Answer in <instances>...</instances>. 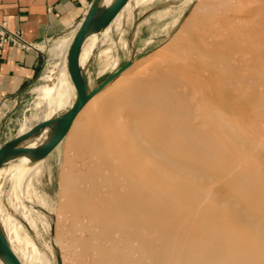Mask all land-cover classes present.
<instances>
[{"label": "rangeland", "instance_id": "1", "mask_svg": "<svg viewBox=\"0 0 264 264\" xmlns=\"http://www.w3.org/2000/svg\"><path fill=\"white\" fill-rule=\"evenodd\" d=\"M206 1L210 0H144L140 3L136 2V5L139 6H134V9L131 7L122 13L121 26L118 27L114 24L110 28L106 29L104 27L94 32L90 40L95 41L96 47L89 58L88 56L85 57L84 68H86L88 89H91L98 86L109 75L115 73L127 61L131 60L132 63L142 62V66L140 65L141 69L139 67L129 68L122 72L124 73V81L102 103L103 114L107 113V119L109 118L108 113H111L109 115L112 118L108 119L110 122L106 119L109 126L111 122H115L114 118L119 122L123 118L130 121L131 116L132 118L137 116V105L135 106L133 103L136 99L139 100L140 97L138 98V96L142 98L146 90H151L153 87L164 89L169 94L168 97L171 98L169 104L164 107L165 109L163 108L158 114L162 123H166L170 119L169 116L172 117L169 113L171 108L177 110L181 107H186L188 104H192L194 107L197 104L198 108L200 107L198 110H202V114L204 113L201 121L203 124L199 123L197 125L199 126L198 128L202 131L212 130L216 139L214 153L208 156L203 155L199 161L202 169L201 174L206 173L205 175L207 176L202 178L201 174L193 176L179 173H174V176H172L173 173H170L171 176L169 175V177L176 176L177 178L171 179L168 177L169 182L167 181L165 186H168L167 188L171 189V191L162 189L157 194L155 193L154 203L152 204L154 212L152 215L150 214L148 217L147 214H144L146 213L145 210V212L138 215L113 217L110 207L107 206L110 197L113 195L106 194L105 196L100 193L104 191L102 187H100V192L95 194V191H92L91 188L92 184L88 181L87 175H85L87 173L85 169H88L87 167H89L91 162L90 165L102 163L104 166L105 164L103 160L99 161L97 156L89 157L90 153L87 151L89 148L88 144H90L88 128L95 111L85 109L76 116L74 127L68 131L57 148L52 152L51 158L49 160L44 159L34 176L35 187L31 186L29 191H25V189L29 188L28 182L21 179V177L20 179L16 177L17 171L14 166L19 160L18 157L14 158L9 164L2 166L0 170V229H2L6 237H13L12 234L15 233V230H19L18 239L16 237L13 238H15L14 245L23 264H121L113 262L112 258L122 254L127 256L131 264H149L153 257L160 254L159 238L161 239L164 233H168L172 229L183 233L188 230V227H195L197 233L201 235H205L209 229L229 235L226 237L242 236L243 238V236L247 235V231L242 230L246 221L249 222L247 219L229 221L221 217L233 211L231 206L225 203L218 205L219 211L223 212L219 217L218 213L212 214L210 207L206 208L208 205L204 204L207 203L205 198H202L205 200L200 202V204L198 201H200V188L201 186L207 187L208 184H205L207 181V183L210 181L209 186L215 187V195H217L216 191L218 193L221 191L220 194L224 198L229 195H236L244 196V200L247 197L249 200L256 195H264V186L259 185L264 184V39H261L260 43H258L255 39L256 35L253 33L254 30L252 32L251 30H246L242 37H244V34L248 36L247 32L249 31V34L251 33V41L254 42L255 40V42H251L250 45L246 43L249 48L243 45L242 48L244 49L241 52L239 51L237 57L223 53L221 55L222 59H212L211 57L193 59L194 52L189 47L188 39L195 33V28L198 25H203L200 19L204 10L203 4ZM249 1H251L249 4L252 5L246 4L247 10L242 13L245 17L242 15L241 21H243V18L252 19L248 21L244 19V22H250L254 29H259V34L255 31L259 35H257L259 39L262 37L261 33H264V30L261 31V29H264V1L255 0L254 3L256 4L252 3L254 0ZM253 6L256 7L253 8ZM254 10H257L256 14H253L255 13ZM258 11L260 16H258ZM256 16L263 23L262 25L261 23H254L255 20L259 22ZM254 17L255 20L253 21ZM253 23L258 25V27L254 26ZM73 33L72 29L67 30L63 34L41 44L40 47L46 53V63L43 71L39 79L27 91L18 114L7 119L4 123L0 131V141L20 133L24 128L27 130L31 129L36 123L47 120V118H54L60 112L69 108L72 102L71 93L64 90L61 86L57 88L59 99L48 98V96L36 97L34 88L45 82L50 83L48 86H55V84L57 85L61 82L58 78V71L53 69L55 64L61 61L62 58L53 55L50 47L56 40L70 36ZM247 36L244 38H247ZM251 47L254 48L255 53L251 50ZM157 49L159 50L156 55L148 59L147 55ZM251 51L259 59H256L255 56L252 57L253 53ZM261 55L263 56L262 58ZM107 56L114 60L111 61V65L110 63L108 64L105 74L98 75V70L101 66L100 59H104ZM115 59L118 62H115ZM155 67L161 68L160 71L162 73L160 72L157 75L155 73L157 68ZM244 72L246 75H244ZM188 80H190L189 83L187 82ZM205 80L212 84L204 88L194 86L195 89L191 86H184L185 82L190 84L196 81V83L207 84ZM176 82L183 84L179 85ZM215 82L217 85H215ZM216 87H218V90ZM107 88L108 85L104 89ZM177 90H179V93ZM183 91H185V95ZM52 92L54 94L56 90ZM158 92H163V90ZM186 93L188 94L187 96ZM180 95L184 96L181 98ZM202 97L213 99V102L208 99L205 102ZM51 102L54 105L59 104L58 107H50ZM207 107H210V109L208 110ZM209 111H211V117L205 116ZM126 120L125 122H127ZM93 121L97 122V119ZM101 124L103 123L101 122ZM122 124L118 123V126ZM124 124L128 125L129 122ZM111 126H114V124ZM226 138L228 141H226ZM232 139L234 140L232 141ZM101 142L98 143L103 144ZM98 143L97 145L99 146ZM102 147L100 145V148ZM104 154L98 157L103 158ZM108 156L107 154L103 159L105 160ZM88 158L93 159L88 161ZM210 176L211 180H208ZM84 177H86L88 183ZM111 179L108 177L106 181L111 182ZM244 180L248 181V183L257 184V188L248 187ZM175 181L178 183L177 185ZM172 182L173 188L170 187L173 186L171 185ZM183 182L192 183L193 189L181 188L180 184ZM107 185L105 184V186ZM172 193L175 194L173 195ZM197 193H199L198 197L195 196ZM210 193L212 198L210 195L209 197L213 199L214 193ZM170 194L173 196H170ZM180 194L187 199H183ZM163 198L164 200H162ZM194 198L197 199L194 200ZM220 198L222 197L220 196ZM176 199L180 202L184 201L183 203L186 205H179V201L177 202ZM211 199L209 200L211 201ZM192 200L196 201V204ZM162 202L166 204V209L169 211L166 216L163 215L161 210ZM249 202L253 208L259 209V212L263 211H261L260 220L264 222V204H256L250 200ZM35 204L37 205L36 207L34 206ZM197 206L201 208V210H198L199 212L195 211L198 208ZM86 208L92 211V215L87 213ZM97 209L102 212L96 213ZM177 209L179 213H177ZM182 209H184L183 218L185 219L173 217L176 214L180 216ZM188 219L192 221V224H190ZM152 223L156 224L155 229L152 227ZM202 224L207 225V228L200 227ZM80 225L82 226L79 227ZM96 225H99V227ZM83 226L86 227V230L89 228L88 230L92 233L86 231ZM80 228L83 230H80ZM73 232L74 240L72 239ZM80 232H82L81 236ZM114 234L116 235L115 237H113ZM96 241L98 244L95 243ZM105 243L107 245L104 246ZM128 243L139 245L140 250L138 252L136 250L133 251L128 246ZM88 247L100 250V261H93L94 258L91 259L90 254L88 255L89 257L86 255L88 253L85 250ZM81 252L86 254L82 255ZM132 254L136 257H133ZM132 257L133 260L135 259L134 261L131 259ZM83 258L87 261L85 259L82 260ZM147 260L149 261L147 262Z\"/></svg>", "mask_w": 264, "mask_h": 264}, {"label": "bare ground", "instance_id": "2", "mask_svg": "<svg viewBox=\"0 0 264 264\" xmlns=\"http://www.w3.org/2000/svg\"><path fill=\"white\" fill-rule=\"evenodd\" d=\"M254 2H255V0L252 3H254ZM249 3H251V1H249V0H210V1L204 2V4H203L204 10H203V14H202L201 19H200V21L202 22L203 25H198V27L195 28L196 29L195 33L192 35V37H190L188 39V42L190 44L189 47L194 52L193 53V59H207V57H211L212 59H222L221 55L223 53H226V54L228 53L232 57H234V56L237 57L239 51L241 52L244 49V48H242L243 45L247 46L249 48L250 43L253 42V41H251L252 40L250 37L251 33L249 34V31L247 32L249 39H248L247 34L243 35L244 37L247 36V38L242 37V34L246 30H251V32L254 30L253 33L256 35L255 39L258 41V43H260L261 39H264V37H263L264 33L262 34L260 32L262 37H260L258 39L259 29H254V27L252 26V23L247 22L248 20H252V19L246 18L247 21L244 22L246 19L243 18V21H241L242 15H243L242 13H243V11L247 10L246 4H249ZM254 4H256V3H254ZM249 5H252V4H249ZM263 6H261V7H263ZM254 7H256V6H253V8ZM256 9L258 10V8H256ZM251 11H253V10H251ZM256 11L253 14H256ZM257 13H258V16H260L259 11ZM256 18H257V16H256ZM254 20H255V17L253 18V21ZM257 20H259V18H257ZM261 21H262V19H261ZM254 23L258 24L261 22H260V20H259V22H257L255 20ZM263 23H261V25ZM254 26L258 27V25H255V24H254ZM263 26H264V24H263ZM109 27H110V25L106 26V29ZM78 29H79V27L76 29V31L72 35L56 40L53 43V45L50 47V50H51L53 55L60 56L62 58L61 61H59L55 64V67L53 69L55 71H58V73H59L58 78L60 79L61 82L57 85L55 84V86H48V85H50V83H46V82L37 86L35 88V91H36L38 97L48 96V98H53V97L58 98L59 93L57 91V88H58V86H61L64 90L71 93L72 101H73L72 104L75 103V101L77 99V89H76L75 84L71 78L68 64H69V56H70V47H71L72 41H73ZM263 30L264 29H261V31H263ZM255 31H257L258 34H256ZM94 32L95 31L88 30V32L86 33V35L83 39V42H82L81 48H80L79 63H80L81 71H82V74L84 77H86V68H84V59L86 56H88V58H89V56H91L93 54L94 48L96 47L95 41L90 40L91 36L94 34ZM240 37H242V38H240ZM245 40H247V42H245ZM254 42H255V40H254ZM246 43H249V45ZM222 45H223V47H222ZM224 45H225V47H224ZM159 49L151 51L147 55L148 59L153 57L154 55H156V52ZM251 50L254 51V48L251 47ZM245 52L247 53V51H245ZM254 53H255V51H254ZM254 53H253L252 57L255 56V58H256V55ZM240 56H242V55H240ZM109 57L110 56H107L104 59H100L101 60V66L98 70V75H103L107 72L108 64L110 63V65H111V61L114 60V59H110ZM262 57L263 56L261 55V58ZM241 59H244V58H241ZM256 59H259V57ZM115 62H118V60L115 59ZM250 62H252V61H250ZM241 63H243V62H241ZM141 64H142V62L131 63V65H129L127 69L138 68V67L141 69V67H140ZM157 67H155V68H157ZM257 67H259V66H257ZM127 69H125V70H127ZM160 70H161V68H157L155 73L157 75H159L161 72ZM251 70H252V68H251ZM207 73H208V71H207ZM198 75H200V74H198ZM209 75H211V74H209ZM244 75H246L245 72H244ZM195 80H197V79H195ZM122 81H124V73L116 76L108 84L107 89H102L101 91L96 93L78 113V115H79L85 109H91V110L95 111L93 113V116L91 119L92 121H91L89 128H88L89 129L88 134L90 137V140H89L90 144H88L89 148L87 151L90 153L89 154L90 158L97 156L99 161L103 160L105 162L104 166L102 165V163H96L97 161L95 162L96 164H93V165H90L92 162L91 163L89 162L90 163L89 167L86 166L88 169H85V170H87V173L85 175H87L86 177H87V179H89L88 181H90V183L92 184L91 188H92V191H95V194L99 193L101 190L100 187H102V188H104V191H102L100 193L104 194L105 196H106V194H110V195L112 194L113 195L110 197L109 204L107 205L108 207H110V210H111L110 212L113 215V217L119 218L120 216H124V215H127V216L138 215L140 213L145 212V210H146V213H144V214H147V216L149 217L150 214L152 215L154 212V207L152 206V204L154 203L155 193L157 194V192L162 190V189H167L166 191H171V189L167 188L168 186L167 187L165 186L167 181L169 182L168 179L171 178V177H169L170 173H173L172 176H174V173H176V174L177 173L188 174V175H193V176L201 174L202 169L200 168L199 161L203 155L208 156V155L214 153L213 151L215 149L216 139H215V134L213 133L212 130L202 131L201 129L198 128L199 126H197V125L199 123H201V121L203 120V116H204L203 114L204 113L202 114V112H201L202 110L201 111L198 110L200 107L198 108L197 104H196L197 107H196V105L194 107L192 104H188L186 107H181L177 110L174 108H171L169 113H170V115H172V117L169 116L170 119L166 123H162L160 121V117L158 116V114L163 110L164 107H166V105L169 104L171 98L168 97L169 94H167V92L164 91V89H160L159 87L158 88L153 87V89H151V90H146V92L143 94L142 98H141V96H138V98L140 97L139 100L136 99V101L133 103L135 106L137 105V113H138L137 116H135L133 118L131 116L130 117L131 120L129 119L130 121H127L126 119L123 118V120H122L123 122L122 121L117 122L118 120L117 119L115 120V118H114V121L116 123L111 122L110 126L107 125V123H108V122H106L107 113L103 114L102 103L106 99H108V97L110 96L112 91L114 92L116 90V88L118 87V85H120V83H122ZM189 81L190 80H188L187 82L189 83ZM205 81H207V80H205ZM210 81L213 82L211 79H210ZM187 82H185L184 86L185 87L191 86L192 88H194V86H196L198 88H204V87L210 86L212 84L211 82H208V81H207V84H200L201 82L196 83L197 81L191 82L190 84H188ZM176 84L180 85L183 83L176 82ZM215 85H217V83ZM237 86H239V84H237ZM216 89L218 90V87H216ZM55 90H56V92L53 94L52 91H55ZM159 90H163V92H158ZM177 91L179 93V90H177ZM185 91H183V94L185 93ZM213 91H214V89H213ZM202 93H204V92H202ZM217 94H219V93H217ZM61 95H63V94H61ZM187 95L188 94L186 93V96ZM183 96H181V98ZM190 97H192V96L190 95ZM199 97H200V94H199ZM178 98H180V97H178ZM202 98H204L205 102H207V99L210 100V102H213V99H210L207 97H202ZM173 100H174V98H173ZM205 102H203V104L206 105ZM49 103H50V100H49ZM58 105L59 104L54 105V103L51 102V104L49 106L50 107H56V106L58 107ZM235 105H237V104H235ZM210 107L209 108L207 107L208 110L210 109ZM210 112L211 111H209L207 113V115H205V116L211 117ZM109 113H108V117H109L108 119L110 120V118H112V117H111V115H109ZM126 116H124V117L126 118ZM48 119H54V118H48ZM96 119H97L98 123L93 121ZM111 120H113V119H111ZM125 120L127 122H129L128 125L124 124V123H127V122H125ZM52 121L53 122L49 126L45 127L43 130H41L40 132H37L33 135V137L37 141H40L35 146L43 145L44 143H46L48 140L51 139V137L53 136L54 128L56 127V121H54V120H52ZM75 121H76V119L74 120L70 130L74 127ZM101 122L103 124H101ZM118 123H123V124L118 126ZM113 124H114V126H111ZM201 124H203V122ZM208 125H210V124H208ZM204 126H205V124H204ZM28 140H31V137L25 139L24 141H28ZM233 140L234 139H232V141ZM100 141H102L103 144H99L98 142H100ZM226 141H228L227 138H226ZM97 143L99 144V146L97 145ZM28 144H29L28 142L23 143L24 146H28ZM100 145L103 146L102 148H104V149L100 148ZM103 154H104V157L107 156V154L109 155L108 158L106 157L107 159L105 158L106 161L103 159L104 157L103 158L98 157V156L103 155ZM90 158H88L87 160L89 161ZM18 159H19V165L16 166L15 169H17L16 170L17 174L21 176L22 174L25 173V171H26L25 168L31 166V161L27 158L26 155L23 156L22 158H18ZM92 159H90V160H92ZM82 169H83V167H82ZM205 174H201L203 176L202 178L207 176ZM86 177H84V179L88 183V181L86 180ZM108 177L110 179L112 178L111 182L106 181ZM175 177H172V178H175ZM210 178H211V176L209 177L208 180H211ZM205 180H206V178H205ZM85 181H84V183H85ZM170 181H172V180H170ZM207 182L205 183V184H208L207 187L201 186V188H200V191H199V193H200L199 200L200 201H198L199 204H200V202H202L206 199L207 203H204L205 205L206 204L208 205V207H206V208L210 207L209 209H211L212 214L218 213L219 217L222 215L223 212L219 211L220 209L217 208L218 205L225 203L226 205L231 206L233 208V211L231 213H228V214L226 213L225 215H222L221 217H223L224 219H227L229 221L230 220H244V219L246 220L247 219L249 222L246 221V224L243 223L244 226L242 227L243 231H245V230L247 231V235L243 236V238H242V236L226 237L229 235H225V234H222V232H220V231H215V230H210V229L207 231V233L205 235L204 234L201 235V234L197 233V229L195 227L194 228L188 227V230H186L183 233H179L176 230L172 229V230H170V232L164 233L162 235L161 239L158 237L160 240V245H159L160 246V254H159V256H156V257L152 256L153 258L151 259V263H149V264H264V222L260 220L261 214L263 211L261 210L262 212L261 211L259 212V209L253 208L249 202V200H250L253 203L263 205L264 204V195L263 196L256 195L255 197H252L249 200L247 197H245V200H244V196L241 197V196H236V195H229V196L225 197V198H227V199H225L224 196H222V194H220L221 191L219 193H218V191H216L217 195H215V193H214L215 187L213 188V186L212 187L209 186L210 181H209V183H207ZM244 182H246L247 186L251 187V188H257V186H258L257 184H252L251 182L248 183V181H245V180H244ZM170 183H168V184L170 185ZM105 184H108V185L105 186ZM177 184L178 183L176 182V185ZM171 185H173V182ZM259 185L264 186V184H259ZM180 186H181V188L183 187V188H190V189H193V187H194L193 184L190 182H183L180 184ZM164 187H166V188H164ZM170 187L173 188L174 185L170 186ZM176 187L178 188V186H176ZM216 189H218V188H216ZM173 190L175 191V189H173ZM210 192L214 193V194L212 193L214 195L213 199H211L212 195H210L211 194ZM178 193H180V192H178ZM187 193H189V192H187ZM199 193H197L195 196L198 197ZM173 195L170 194V196H173ZM209 195L211 196V198L209 197ZM160 196L162 197V195H160ZM180 196H182V195L180 194ZM193 196H194V194H193ZM220 196L224 199L220 198ZM191 197H192V195H191ZM185 198L183 197V199H185ZM202 198H205V199H202ZM195 199H197V198H194V200ZM209 199H211V201ZM162 200H164V198ZM188 200H190V199H188ZM194 200H192V201L195 203L196 201H194ZM176 201H177V199H176ZM183 202L179 201L178 203H179V205H186ZM190 202H191V200H190ZM198 202H197V204H198ZM180 203H183V204H180ZM162 204L164 207L161 206V210H162L163 215L166 216L167 214H169V211H168V209H166V204L164 202H162ZM149 206H150V209H149ZM199 209L201 210V208H199V207L196 210L194 208V210L197 212H199L198 211ZM203 209H204V207H203ZM209 209H207V210H209ZM85 210L87 211V213H89V215H92V211H90L88 208H86ZM177 211L176 212L179 213L178 209H177ZM183 211H184V209H182V213L180 214V216L178 214H176L173 217L182 219L183 218ZM95 212L99 213L102 211L100 209H97ZM83 216H84V214H83ZM188 216H187V218H188ZM196 216H197V214H196ZM196 216H195V218H196ZM84 217H86V216H84ZM87 217L89 218L88 215H87ZM183 219H185V218H183ZM192 219H193V216H192ZM188 221H190V220L188 219ZM194 221H195V219H194ZM191 222L192 221H190V224H192ZM78 225H79V222H78ZM99 225L98 226L96 225V226L99 227ZM81 226L82 225H80L79 227H81ZM155 226H156V224L154 225L152 223V227L154 229H155ZM206 226L207 225H203V224L200 225V227H203V228H207ZM83 227L86 230V227L85 226H83ZM130 227H131V225H130ZM92 228H94V227H92ZM159 228H161V227H159ZM81 229L82 228H80V230ZM88 229L89 228H87L86 231H88L89 233H92ZM182 229H184V228L182 227ZM81 233L82 232H80V236H81ZM115 233H117V232H115ZM12 235H13V237H16V239H18L19 230L18 231L15 230V233ZM94 235H96V234H94ZM115 236L116 235L114 234L113 237H115ZM149 236H150V234H149ZM11 237L7 236L8 241L10 243V246L12 247L13 251L15 252V254L20 259L19 255H18V251L14 245V239L15 238L12 237L13 238L12 239ZM74 237L75 236H74V232H73L72 239ZM106 240H108V239H106ZM97 241L95 243H97ZM114 241H115V239H114ZM154 241H155V239H154ZM103 242H104V240H103ZM106 243L104 244V246L108 244V243L107 244ZM134 244L128 243V246L133 251L136 250L138 252L140 250V246L136 245V244L134 245ZM99 247L101 248V246H99ZM85 251H87L86 253H88V254H86V253H83V254H86L87 256L90 254V256H91L90 258L91 259L94 258L93 261H97V260L100 261V250L99 249L95 250V248L91 249V247H88V248H86ZM132 253L134 254V252H132ZM81 254H82V252H81ZM128 254H130V253L128 252ZM82 255H80V256H82ZM133 257H136V256L133 255ZM133 257L131 258L132 260H133ZM85 258H83L82 260H84ZM112 260H113V262L115 261V263L119 262L121 264H131V261L127 258V256L125 254L118 255V256L112 258ZM20 261H21V259H20ZM85 261H87V260L85 259ZM148 261L149 260H147V262ZM21 263H22V261H21ZM0 264H8L5 261L4 257L1 255V253H0Z\"/></svg>", "mask_w": 264, "mask_h": 264}, {"label": "crops", "instance_id": "3", "mask_svg": "<svg viewBox=\"0 0 264 264\" xmlns=\"http://www.w3.org/2000/svg\"><path fill=\"white\" fill-rule=\"evenodd\" d=\"M97 1L99 0H0V20L4 21L11 30L22 31L24 37L34 45L30 49H23L12 44L0 47V131L7 119L18 114L27 91L39 79L43 71L46 53L40 47L41 44L67 30L72 29L75 32L80 27L91 5ZM112 1L100 0V5L105 6ZM141 1L144 0H129L109 25L111 27L114 24L118 27L121 26L122 13L131 7L134 9L139 6L136 5V2L140 3ZM35 88L34 93L38 97ZM66 110L60 112L59 115ZM28 130L24 128L20 133L0 141V147L18 134ZM25 142L29 143L28 146H35L40 141L31 136V140L22 141L20 145ZM57 146L45 157L39 158L35 152H24L18 156L10 157L2 166L9 164L16 157L22 158L26 155L31 161V166L26 167L25 173L21 176L16 174V177L18 179L21 177L28 182L29 188L25 191H29L31 186L35 187L34 176L44 159L49 160ZM18 165L19 160H17L16 166Z\"/></svg>", "mask_w": 264, "mask_h": 264}, {"label": "water", "instance_id": "4", "mask_svg": "<svg viewBox=\"0 0 264 264\" xmlns=\"http://www.w3.org/2000/svg\"><path fill=\"white\" fill-rule=\"evenodd\" d=\"M129 0H113L111 3L101 6L100 0L94 2L83 19L70 47L69 71L71 78L77 89V99L64 113L54 119H47L36 123L30 130L18 134L15 138L7 141L0 147V167L13 156H18L24 152H35L39 158L49 154L66 136L70 130L76 116L86 103L99 91L104 89L116 76L121 74L131 65L129 60L121 66L115 73L105 78L98 86L88 89L87 79L83 76L80 63L79 53L83 39L88 30L96 31L108 26ZM56 121L53 136L50 140L40 146H23L22 141L40 132ZM0 253L8 264H22L18 256L13 251L8 238L0 229Z\"/></svg>", "mask_w": 264, "mask_h": 264}, {"label": "built area", "instance_id": "5", "mask_svg": "<svg viewBox=\"0 0 264 264\" xmlns=\"http://www.w3.org/2000/svg\"><path fill=\"white\" fill-rule=\"evenodd\" d=\"M12 44L23 49H30L34 45L23 35L22 31L11 30L4 21L0 20V47Z\"/></svg>", "mask_w": 264, "mask_h": 264}]
</instances>
